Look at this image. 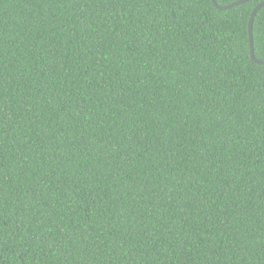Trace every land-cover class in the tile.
Listing matches in <instances>:
<instances>
[{
    "label": "trees",
    "instance_id": "obj_1",
    "mask_svg": "<svg viewBox=\"0 0 264 264\" xmlns=\"http://www.w3.org/2000/svg\"><path fill=\"white\" fill-rule=\"evenodd\" d=\"M261 1L0 0V264H264Z\"/></svg>",
    "mask_w": 264,
    "mask_h": 264
},
{
    "label": "water",
    "instance_id": "obj_2",
    "mask_svg": "<svg viewBox=\"0 0 264 264\" xmlns=\"http://www.w3.org/2000/svg\"><path fill=\"white\" fill-rule=\"evenodd\" d=\"M212 4L219 10H226L229 9L231 7L237 6L239 4H243L245 2H248L249 0H237L234 1L232 3H229L227 5H218L216 3L215 0H211ZM264 6V0L261 1L260 3H258L253 10L251 11L250 17H249V21H248V35H249V48H250V58L251 60H253L255 63L260 64V65H264V59H258L255 57L254 55V51H253V36H252V24H253V20L254 17L256 15V13L258 12V10Z\"/></svg>",
    "mask_w": 264,
    "mask_h": 264
}]
</instances>
